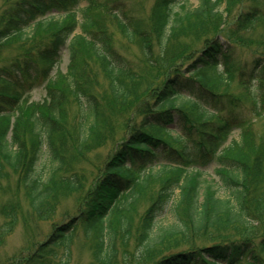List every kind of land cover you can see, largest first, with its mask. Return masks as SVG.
I'll use <instances>...</instances> for the list:
<instances>
[{"label":"trees","instance_id":"16d2710c","mask_svg":"<svg viewBox=\"0 0 264 264\" xmlns=\"http://www.w3.org/2000/svg\"><path fill=\"white\" fill-rule=\"evenodd\" d=\"M133 1L87 0L81 8L82 0H6L0 6V47L16 40L21 52L10 61L16 73L2 74L0 67V178L6 168L17 174L40 219L60 190L80 189L78 178L62 173L73 135L66 104H78L77 143L85 148L98 136L102 102L111 101L99 100L92 85L91 66L98 64L110 78L112 104L133 111L136 130L84 203L88 230L96 234L94 264H264V135L256 141L243 129L239 141L226 145L245 124L240 110L253 99L249 87L257 88L251 105L264 110V52L247 33L264 20V0H198L196 7L154 0L147 15L136 14ZM53 11L60 15L44 18ZM109 15L117 32L105 28L102 18ZM119 34L139 48L145 73L118 60L116 45L126 44ZM241 71L248 89L229 92ZM34 78L45 83L46 96L29 102L21 87ZM134 155L148 160L130 166ZM210 162L218 181L204 169ZM144 200L149 207L134 219ZM66 230L58 227L21 264H68ZM60 249L65 254L58 259Z\"/></svg>","mask_w":264,"mask_h":264},{"label":"rangeland","instance_id":"374dc122","mask_svg":"<svg viewBox=\"0 0 264 264\" xmlns=\"http://www.w3.org/2000/svg\"><path fill=\"white\" fill-rule=\"evenodd\" d=\"M6 0H0V6ZM135 5L133 11L138 15H147L151 12L154 0H134ZM198 0H188L189 6L196 7ZM87 2L82 1L81 7H85ZM139 9V10H138ZM102 14V12H99ZM104 16L102 21L106 25V29H111L117 32V21L110 15ZM81 21V16H79ZM229 23V22H228ZM248 36L256 42V48L259 52H264V20H259L252 31L247 32ZM115 38L126 42L123 45H116L119 47V54L123 57L118 58L129 66H134V70L138 73L143 74L146 71L139 69L142 66V55L139 48L133 44L128 43L121 34L114 35ZM19 42L16 40L5 46L0 47V67L2 74H8L11 71L10 61L13 57L19 55ZM115 49V48H114ZM245 49V48H244ZM237 48L236 53L239 56H245L246 50ZM69 64L68 51L62 53L61 69L63 72L67 71ZM93 72L91 73V82L97 92L99 100L103 97L108 102H102L101 108L104 110L100 113V126L98 135L94 142L85 148H79V130L76 126L75 120L80 117L78 104L68 103L66 104L65 119L68 125V129L73 134L72 138L67 142L68 150L71 153L67 159L65 169L62 173L66 176L78 178L80 182V189L73 192H66L60 190V193L53 200L52 205L48 206L45 210L46 216L43 219L38 218L30 207V201L25 195L24 190L18 187L17 174L12 170H5V176L0 178V264H21L25 258L34 251L36 246L40 243L48 241V239L54 234L58 227H64L67 230L63 232L64 235H70L69 255L67 257L68 264H94V244L95 235L94 231H89L87 226V220L82 214L84 203L89 197V193L95 188L97 182L104 174L106 163L112 158V156L121 149V144L125 139H131L133 133L136 130V122L134 121L133 111L124 106L112 103V97L110 95V78H108L102 71L98 64L91 66ZM221 72H227L230 68L220 66L218 68ZM6 72V73H4ZM236 72V71H234ZM249 72V69H247ZM243 75V71L233 77L229 92L235 94H242L248 89V86H243L240 82L246 81V77ZM20 79V78H16ZM152 79V78H150ZM44 83L38 79H27L24 82V86L21 87L25 90V96L28 97L29 101H42L46 96V90ZM145 83L139 81L137 85L138 95L144 92ZM251 93L254 95L252 98L256 100L255 95L257 93L256 87H249ZM110 97V100L108 99ZM148 99V97H147ZM253 99H248L246 105L243 107L241 113L243 114L244 125L234 131L229 140L234 139L239 141L243 129L249 130V134L255 137L258 141L259 138L264 135V110L262 112L251 105L254 103ZM150 100V99H149ZM149 102V101H148ZM130 107V106H129ZM100 110V109H99ZM101 111V110H100ZM259 112L261 115H257ZM75 121V122H74ZM171 128H174L172 126ZM177 128V127H176ZM173 145V144H172ZM174 146V145H173ZM80 149V150H79ZM163 156H167L164 154ZM162 156V157H163ZM134 158V159H132ZM148 158L144 159L141 155H134L128 162L130 166H140L146 163ZM47 159L44 158V162ZM48 164V163H47ZM197 164V163H196ZM217 167L215 162H210L204 166L207 174L218 181L217 176L214 174V169ZM120 185L123 188L128 187L130 183L127 179L120 178ZM156 185V186H155ZM152 189H157L160 183H156ZM222 193V192H221ZM151 201H142L137 208V212L134 214V219L139 218L144 211L149 207ZM13 205L14 210H8L7 206ZM10 209V208H9ZM11 212L16 213L17 218L12 225ZM81 217V218H79ZM84 219L80 222V219ZM163 219V220H162ZM172 216H165L161 218V223L167 224L171 221ZM264 221V219H263ZM73 222V223H72ZM72 223V224H71ZM71 224V225H70ZM262 225H260V228ZM260 232V229H258ZM257 233V232H256ZM135 244V237L133 238L130 248ZM63 254V249L59 250V257ZM65 258V257H64ZM121 261V258H119Z\"/></svg>","mask_w":264,"mask_h":264}]
</instances>
